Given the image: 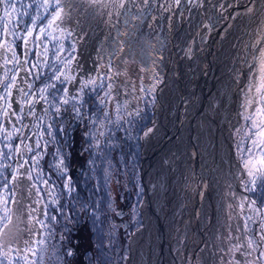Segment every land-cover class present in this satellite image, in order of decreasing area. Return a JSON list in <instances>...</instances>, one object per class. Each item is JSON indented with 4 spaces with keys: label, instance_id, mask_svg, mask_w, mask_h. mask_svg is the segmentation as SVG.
I'll use <instances>...</instances> for the list:
<instances>
[{
    "label": "bare ground",
    "instance_id": "6f19581e",
    "mask_svg": "<svg viewBox=\"0 0 264 264\" xmlns=\"http://www.w3.org/2000/svg\"><path fill=\"white\" fill-rule=\"evenodd\" d=\"M63 12L86 32L76 52L81 62L95 52L127 53L163 76L143 133L148 195L126 264H231L221 251L229 249L230 229L244 243L259 240L262 220L256 216L246 231L253 214L237 206L251 196L238 141L256 107L245 105L257 98L249 87L260 79L264 0H67ZM16 176L9 234L28 231L21 214L27 185L23 173Z\"/></svg>",
    "mask_w": 264,
    "mask_h": 264
},
{
    "label": "rangeland",
    "instance_id": "374dc122",
    "mask_svg": "<svg viewBox=\"0 0 264 264\" xmlns=\"http://www.w3.org/2000/svg\"><path fill=\"white\" fill-rule=\"evenodd\" d=\"M67 0H60V7H65ZM16 4L19 12H27L28 15H18L13 13L11 22L8 20H0V81L4 80L7 73L9 79L15 74L17 76L16 88L12 89V95L6 97L5 100H0V124H3L9 132L13 131V125L21 128V133H14L12 138L6 139V133H0V150L6 155L0 157V217L5 216V208L8 209V215H12L13 200L15 197V186L12 180L13 173L19 172L24 174L26 182V205L22 211V222L27 226V232L22 230L17 234H9L4 232V223L0 221V228L3 229L4 235L0 237V244L4 245V249L0 251V261L3 264H24L23 260L19 259L17 249H20V256L24 255L26 247L39 248L37 254V264H42V245H36V240L43 239L48 233L50 228L51 216L55 215L54 222H60L61 225L68 226V219L66 211L69 204L72 203L74 210L81 214L86 208V203L94 202L95 207L91 211L95 216L90 217V223L93 230V241L95 249L89 252V257L97 252V259L99 264H126V258L129 253L128 243L124 247V253L117 257L113 263V257L108 249L110 244L112 250L113 240L110 243V238L106 241L107 228L109 223V216L107 212L113 211L118 203L119 196L125 197L129 201V205L134 209V219L136 226L141 224L140 203L144 196V183L142 179L143 161H142V133L144 129L151 123L154 117V106L157 101V86L163 79L160 72L151 70L143 62L138 61L133 56L125 53L122 58L103 57L97 52L89 58L87 62H81L76 58V52L79 42L86 35L85 31L79 32L78 29L68 22L66 12H62V19L56 21L52 28H48V21L52 18V14L56 11L55 0H51V6L47 8L41 7L43 0H12ZM28 5H32L28 7ZM39 15L36 23V28L33 35L28 37V44L25 47L24 34L28 27L31 26V18ZM0 17H3V6H1ZM5 24H7L8 32H5ZM45 28V33L40 34L39 29ZM51 35H48V33ZM39 35L40 39L37 40L36 36ZM10 46L17 54V59L21 61L20 65L15 63H5V60L12 59V52L7 51ZM45 49L47 52L45 53ZM37 53H40L37 56ZM74 57V59H72ZM27 59L28 63L24 64L23 61ZM68 63L65 68V63ZM32 64H37L36 69H32V74L23 69L31 68ZM64 70L66 74L75 77L71 83L66 86L74 95L78 94L79 88L88 80H95V84H90L83 90V105L76 104L80 107L81 115L76 116L73 111V103L62 105V114L59 118L55 117L54 107H50L48 103L39 101L35 104L36 117L44 116V109H48V115L45 116L43 124L38 129L36 125L40 121L32 116H29L28 107L24 106V112L20 113V93L19 88H24L25 91L36 92L37 98L39 96L38 89L43 87L49 82V77L57 70ZM40 73V78L37 79L36 75ZM63 79V78H62ZM27 81V83H25ZM28 83L33 87L28 89ZM57 83L58 88H63L65 85L60 82ZM113 85L110 96H105L109 91L108 84ZM141 87L144 91H141ZM57 94V99L59 95ZM5 91L0 87V96H4ZM104 99V103H100V99ZM51 99V97H50ZM11 103L12 108L9 109V115L4 116L3 111L6 109L7 104ZM117 105L120 106L119 115L123 117L118 121ZM66 109V110H65ZM140 111L137 116L136 111ZM15 111L23 119L17 122L16 116L11 115ZM108 115L105 117L104 113ZM128 113H132L131 116ZM253 113H246L245 115H252ZM111 121V123H109ZM246 125L239 134V144L243 145L242 149L244 158H247L246 149L250 147L249 130L251 129V120L245 118ZM52 123L53 135L55 141L51 136L47 135L46 125ZM80 124L79 131L77 129ZM28 125V127H22ZM61 126L64 132L57 131ZM73 132L77 133L79 143V151L81 155L85 154L84 161H77L74 163L76 171L81 175V182L78 183L74 179L71 172V163L69 162L70 150L73 144ZM104 135L101 136L100 133ZM245 132L248 140L243 143V135ZM43 133V139L40 134ZM90 135H86L89 134ZM40 140L41 148L36 149V140ZM23 140L24 143L20 144ZM45 141L48 142L46 152L43 149ZM97 142L99 147L97 148ZM20 145L21 152L17 153L15 148ZM10 145V147H6ZM25 145H30L33 148L32 152L25 149ZM62 148V152L67 154L65 164L67 165L66 171H60L55 168L58 157L55 155V150ZM37 152L42 153V158L38 159V164L33 165L31 157L35 156ZM241 158V152H240ZM24 161H28L24 164ZM242 164L243 160L241 159ZM24 164L23 167H19ZM17 169H19L17 171ZM33 177L32 180L28 179V174ZM37 173H40L37 179ZM71 178L72 191L64 187L65 181ZM43 180H47L48 184H43ZM7 184L5 188L4 185ZM22 185V184H21ZM35 185V188L33 187ZM36 188L39 189L37 195ZM251 196L257 199L258 204L264 209V196L259 193ZM52 199H56L58 203L52 204ZM4 201H7L5 204ZM39 201V203H37ZM45 205L47 206L48 218L45 223L47 228H42L34 220L29 218V213L32 216H37L44 219L42 215ZM106 207V209H104ZM32 209H39L37 212H32ZM75 212V214H76ZM93 218V219H92ZM104 220V222H103ZM64 221V222H63ZM80 215L76 218L75 225H81ZM53 222V221H52ZM70 223V222H69ZM135 226V227H136ZM35 229L38 235H32L30 230ZM63 233V226L59 234ZM233 238H240L238 234L230 229L229 236ZM109 236V235H108ZM228 236V237H229ZM254 239V238H253ZM25 241L29 244L26 246ZM109 241V242H108ZM236 240L228 239L229 249L232 243ZM241 243H244L240 239ZM115 243V242H114ZM11 247L12 251L6 257L4 252ZM105 247V249H101ZM246 249H241V252ZM259 255V251L257 252ZM29 259H33L28 253ZM231 264H235L236 260L244 261L245 259H252L254 256L245 257L240 252L234 250L229 253ZM189 264V263H188Z\"/></svg>",
    "mask_w": 264,
    "mask_h": 264
},
{
    "label": "snow or ice",
    "instance_id": "6c2138e0",
    "mask_svg": "<svg viewBox=\"0 0 264 264\" xmlns=\"http://www.w3.org/2000/svg\"><path fill=\"white\" fill-rule=\"evenodd\" d=\"M56 3V11L52 14V18L48 21V28H52V26L56 23V21L62 19V12L63 9L60 7V0H55ZM0 6H3V17H0V20H8L11 22V16L13 13H17L18 15H28L27 12H19V10L16 7V4L12 2V0H0ZM32 5H28V7H31ZM41 7H44L46 10L51 6V0H43V4L40 5ZM122 6V5H121ZM39 19V15L34 16L31 18V26L27 28L25 34H24V44L25 47H27L28 44V37H31L33 35V31L36 28V23L37 20ZM7 24H5V32L7 34L8 32ZM40 34L45 33V28L41 27L39 29ZM48 35H51L49 32ZM36 39L39 40L40 36L37 35ZM0 47H5V45H0ZM7 51L12 52V59L11 60H5V63H15V65H20L21 61L17 59V54L15 51L11 49L10 46L7 47ZM47 52V49H45V53ZM40 53H37V56H39ZM74 59V57H72ZM24 64H27L28 61L25 59L23 61ZM68 61L65 63V68H67ZM259 82L255 84L254 86L249 87V91L252 90V87L255 89V93L257 98L256 99H247L246 100V107H251L253 104L256 105L254 113L252 115H246V119L251 120V129L249 130L250 133V140H251V146L246 149L247 151V158H244L243 152L245 150L241 149V159L243 160V168L246 171V174L248 176V180L244 182V191L250 194H257L259 193L261 196H264V48L260 49V55H259ZM37 64H32L31 68L23 69L24 71L28 72L29 75L32 74V69H36ZM40 73H37L36 78H40ZM63 78V79H62ZM16 80L17 76L13 74L10 79L7 75L5 74L4 80L0 81V87H2L5 91L4 96H0V100H5L6 97H9L12 95V89L16 88ZM73 80H75L74 76H71L69 74H66L64 70L57 69L51 77H49V82L45 84L43 87L38 89L39 96L37 98V93L36 92H30V91H25L24 88H19L18 91L20 93V104L22 105L19 108V112L23 113L24 112V106L26 105L28 107V115L32 116L33 118H36L40 121L36 125V127L39 129L41 127V124L44 122L45 116L48 115L49 110L44 109V116L36 117L35 114V104L38 103L39 101H44L45 103H48L50 107H54V112H55V117L59 118L62 114V105H68L70 103H73V111L75 112L76 116L79 117L81 115L80 112V107H77L76 104L79 103L81 106L83 105V90L85 87H87L90 84H95V80H88L86 81L83 86L79 88L78 94L74 95L70 92L69 88L66 86L67 83H71ZM55 82H60L61 84L65 85L62 89L57 87V83ZM27 83V81H25ZM33 85L31 83H28V89H31ZM113 85L111 83L108 84V89L109 91L105 93V96H110L111 90H112ZM141 91H144V88L141 87ZM62 93L59 95L57 99V94ZM51 97V99H50ZM105 101L103 98L100 99V103L103 104ZM12 108L11 103L7 104L6 109L3 111L4 116L9 115V109ZM66 110V109H65ZM117 114H118V121L120 119H123L119 115L120 113V106L117 105ZM137 116L140 115V111L137 110L135 113ZM11 115L16 116L17 122L22 121L23 117L18 115L15 111L11 113ZM105 117H107L108 113H104ZM129 116L132 115V113H128ZM111 123V121H109ZM22 127H28V125H22ZM53 125L52 123H48L46 125V132L48 136H51L53 141H55V136L53 135L52 131ZM57 131L63 133L64 128L61 126ZM151 129H149V132ZM0 133H6L5 138L6 139H11L14 133H21V128L15 127L13 125V131L9 132L7 128L3 125L0 124ZM43 133L40 134V138L43 139ZM86 135H90L86 134ZM101 136L104 135L103 132L100 133ZM147 135V133H145ZM24 141L21 140L20 144H23ZM47 144L48 142L45 141L43 145V149L46 152L47 149ZM6 147H10V145H6ZM25 149L29 152L33 151V148L30 145H25ZM36 149L41 148V143L40 140H36L35 143ZM96 147H99V142H97ZM15 151L17 153L21 152V147L18 144L15 148ZM6 154L0 150V157L5 156ZM55 155L58 157V160L55 164V168L60 171H66L67 170V165L65 164V160L67 159V154L62 152V148H57L55 150ZM42 158V153L37 152L35 156L31 157L33 161V165L38 164V159ZM28 161H24V164H27ZM24 164H21L19 167H23ZM19 169H17L18 171ZM40 173H37V179H39ZM17 179V176L15 173L12 175V180L13 182ZM28 179L32 180L33 177L31 174H28ZM43 184L47 185L48 181L43 180ZM4 187H7V184L4 185ZM35 188V185H33ZM64 187L69 190V193L73 190L71 187V178H68L65 181ZM37 195H39V189L36 188ZM52 204L56 205L58 201L56 199H52ZM6 204L7 201H4ZM39 203V201H37ZM231 208L232 205H229ZM242 213L245 208L247 207L248 212L252 213L253 215H248L245 217L244 220V229L248 232H251L252 230L248 227V223L250 221H254L256 216H259L262 218L261 223L259 224V240L253 239V238H248L246 243H241L240 239L241 238H233L231 235L228 237L229 240L235 239L236 242L232 243V246L230 249H222L221 251H235V252H240L241 255L245 257H251L253 256V253H256L259 251L258 256H254L252 259H245L244 261L236 260L235 264H264V209L258 206L257 199L252 198V196H244L241 198V201L239 205L237 206ZM39 209H32V212H37ZM44 216V219H40L37 216H32L31 213H29V218L31 220H34L37 224H39L42 228H47L48 225L45 223V220L48 218V212H47V206L45 205L44 211L42 213ZM51 220L55 221L56 216L52 215ZM0 221H6L4 223V228H7V223L11 222V216L8 215V209L5 208V216L0 217ZM31 232V230H30ZM32 235H38V233H31ZM4 235L3 229L0 228V237ZM36 245H43L45 241L43 239L36 240L34 242ZM29 244L28 241H25V245L27 246ZM4 249V245L0 244V251ZM241 249H246V251L241 252ZM12 251L11 247H8V250L4 252V255L7 257L9 253ZM20 249H17V254L19 256L20 260L24 261V264H37V257L38 252L40 251L39 248H34V247H26L24 251V255L20 256ZM28 253L31 254L33 259H29ZM68 255H72L71 250H69ZM0 264H3L2 261H0ZM9 264H13V261H9ZM18 264V262H17Z\"/></svg>",
    "mask_w": 264,
    "mask_h": 264
},
{
    "label": "flooded vegetation",
    "instance_id": "af4514ba",
    "mask_svg": "<svg viewBox=\"0 0 264 264\" xmlns=\"http://www.w3.org/2000/svg\"><path fill=\"white\" fill-rule=\"evenodd\" d=\"M81 159L82 155L79 152V160ZM128 203L129 201L125 197L119 196L116 207H114L113 211L111 210L110 213L107 212L110 221L107 228V234L109 236L106 235V241L110 238V243L112 242V240L115 242H113L114 251L112 250L110 244L108 246V249L113 257V263L115 262L117 257H120L121 254L124 253V247L128 243V239L132 233V230L136 226L133 211L134 209ZM66 216L68 219V223L66 222V224L68 226H63V233H60L59 236L65 241L64 244L68 248V251L71 250L72 252V264H91V262L89 261L90 257L87 255V252L92 250L91 247L93 245L91 239H89L88 234V220L90 217V212H88L86 219L81 222V225H79V227L75 225L77 215L74 211H66ZM124 239H126L127 241L124 247H122ZM89 243L91 244L89 246L90 248L88 247ZM86 247L89 249H86Z\"/></svg>",
    "mask_w": 264,
    "mask_h": 264
},
{
    "label": "trees",
    "instance_id": "16d2710c",
    "mask_svg": "<svg viewBox=\"0 0 264 264\" xmlns=\"http://www.w3.org/2000/svg\"><path fill=\"white\" fill-rule=\"evenodd\" d=\"M77 129L79 131H81L80 129H82V128L80 127V124H78ZM78 135H77V133L73 132V137H72L73 144H71L72 147H71V150H70L69 162L72 164L70 170H71V172L74 175L73 177L79 183V182H81V179H82L81 175L76 171L75 166H73L74 163H76L77 161H80L79 160V152H81V151H79V145H78L79 143L77 142V140H74V139H78V141H79ZM85 157H86V155L82 154L81 161H84ZM73 206L74 205L72 203H70L68 210L72 209L71 211L76 212L74 210ZM94 207H95L94 202H88V203H86V208H85L84 212H82L81 214H78L76 212L77 217L80 215V219H81L80 222H82L83 220L86 219V217L88 215V212H90V217L95 216L91 212ZM104 209H106V207ZM90 217H89V220H88V224H89V226H88L89 227L88 234H89V239H91V241L93 243L91 248L95 249V243H94L93 238H92L93 237V230H92V227H91L92 225L90 223V219H91ZM103 222H104V220H103ZM48 223H50L51 226L48 229L47 235L44 237L45 243L41 246V250H42V256H41L42 259H41V261H42V264H72V260H73L72 257L73 256L72 255H68L69 251H68V248L64 244L65 241L62 238H60V236H59L60 235L59 232L62 229V226H65V224L61 225L60 222H54V221L53 222L51 221V222H48ZM126 241L127 240L124 239L122 247H124ZM85 243H86V241H85ZM90 243H89L88 247L91 245ZM89 248L86 247V249H89ZM101 249L104 250L105 247H101ZM89 252L90 251L87 252V255L89 254ZM93 252H94V254H92L90 256L89 261L91 262V264H99L100 262L97 259V252L96 251H93Z\"/></svg>",
    "mask_w": 264,
    "mask_h": 264
},
{
    "label": "water",
    "instance_id": "95a60500",
    "mask_svg": "<svg viewBox=\"0 0 264 264\" xmlns=\"http://www.w3.org/2000/svg\"><path fill=\"white\" fill-rule=\"evenodd\" d=\"M0 11H1V9H0ZM157 96H158V91H157ZM155 104H156V103H155ZM154 111H155V106H154ZM153 119H154V118H152V121H153ZM152 121H151V122H152ZM150 124H151V123H150ZM150 124H149V125H150ZM149 125H148V126H149ZM146 128H147V127H146ZM146 128H145V129H146ZM145 129H144V131H145ZM144 131H143V133H144ZM216 131H217V130H216ZM143 133H142V143H143ZM142 161H143V164H142V165H144L143 151H142ZM142 179H143V183H144V196H143V198H144V197H146V196L148 195V193H147V192H148V186H147V183H146V179H145V177H143V175H142ZM248 195H249V194H248ZM142 221H143V218H142ZM133 230H135V228H134ZM133 230H132V231H133ZM130 236H131V235H130ZM130 236H129V239H128V243H130ZM81 262H82V260H81Z\"/></svg>",
    "mask_w": 264,
    "mask_h": 264
}]
</instances>
